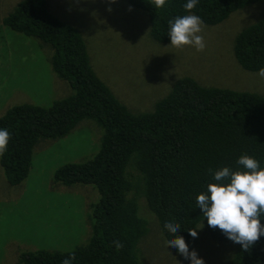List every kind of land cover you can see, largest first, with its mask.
Segmentation results:
<instances>
[{
  "label": "trees",
  "instance_id": "trees-1",
  "mask_svg": "<svg viewBox=\"0 0 264 264\" xmlns=\"http://www.w3.org/2000/svg\"><path fill=\"white\" fill-rule=\"evenodd\" d=\"M126 1L146 12L151 35L162 43L170 42L169 21L187 14L186 0H165L163 6L156 0ZM258 1L264 0H199L192 11L203 23L215 25ZM7 32L39 39L36 44L47 53L51 71L71 90L46 106L10 105L0 116V128L11 133L7 151L0 156L7 181L16 184L27 177L40 140L63 138L84 119L103 129L94 155L64 164L54 173L55 182L97 189L98 200L89 206L88 241L68 251H26L19 264H63L71 254L73 264H143L141 238L154 225L167 241L174 234L164 224L172 219L180 224L176 235L184 237L189 249L197 238L189 230L197 231L203 221L211 239L234 244L227 264H264V236L245 250L219 228L209 227L195 203L214 182L209 169L237 170L243 154L264 167L263 94L202 85L182 75L165 96L147 107L153 105L152 109L135 111L97 75L81 32L55 15L45 0H19L0 21V52L9 47ZM232 53L246 71L264 68V15L236 34ZM117 241L123 245L119 250Z\"/></svg>",
  "mask_w": 264,
  "mask_h": 264
},
{
  "label": "rangeland",
  "instance_id": "rangeland-1",
  "mask_svg": "<svg viewBox=\"0 0 264 264\" xmlns=\"http://www.w3.org/2000/svg\"><path fill=\"white\" fill-rule=\"evenodd\" d=\"M18 1L0 0V21ZM45 2L55 15L81 32L93 53L89 54L95 72L131 110L154 105L182 75L202 85L264 95L262 69L244 70L232 53L236 34L264 15V1L240 8L218 24L203 23V51L191 45L177 48L171 42L156 41L146 12L126 0ZM7 33L9 47L0 52V116L10 105L30 102L46 106L71 92L51 71L48 55L37 46V38ZM13 45H19L14 52L10 50ZM102 135L101 127L92 119H84L63 138L40 140L27 177L16 184L7 181L0 166V264H19L20 255L26 251H68L88 241L89 206L98 200V191L92 185L55 182L54 173L64 164L94 155ZM197 233L190 251L194 249L204 264H227L234 244L211 239L203 221ZM139 256L143 264H190L166 245L154 225L139 242Z\"/></svg>",
  "mask_w": 264,
  "mask_h": 264
},
{
  "label": "clouds",
  "instance_id": "clouds-1",
  "mask_svg": "<svg viewBox=\"0 0 264 264\" xmlns=\"http://www.w3.org/2000/svg\"><path fill=\"white\" fill-rule=\"evenodd\" d=\"M158 6H163L165 0H156ZM199 0H186L183 7L187 14L177 16L169 21L171 45L180 48L191 45L197 51H203L206 42L202 34L203 21L192 10L197 7ZM264 75V69L261 70ZM11 133L7 128H0V156L8 148ZM240 168L233 170L222 167L215 171L209 169L213 181L207 185L206 191L196 197V205L201 209L207 224L219 228L229 240L240 244L247 250L254 242L264 236V167L256 158L243 154L237 162ZM196 207V208H197ZM164 227L174 236L166 241L176 251L190 260V264H204L193 249L190 251L183 236L176 235L181 226L174 219L166 220ZM194 239L198 236L196 230H189ZM117 250L123 247L115 242ZM74 254L63 260V264H73Z\"/></svg>",
  "mask_w": 264,
  "mask_h": 264
}]
</instances>
